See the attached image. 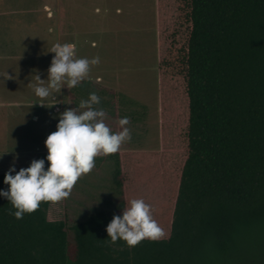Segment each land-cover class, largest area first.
I'll list each match as a JSON object with an SVG mask.
<instances>
[{
  "label": "trees",
  "instance_id": "trees-1",
  "mask_svg": "<svg viewBox=\"0 0 264 264\" xmlns=\"http://www.w3.org/2000/svg\"><path fill=\"white\" fill-rule=\"evenodd\" d=\"M157 50L161 148L108 155L126 198L69 224L0 197V264H264V0H157ZM132 198L163 235L129 247L105 226Z\"/></svg>",
  "mask_w": 264,
  "mask_h": 264
},
{
  "label": "rangeland",
  "instance_id": "rangeland-1",
  "mask_svg": "<svg viewBox=\"0 0 264 264\" xmlns=\"http://www.w3.org/2000/svg\"><path fill=\"white\" fill-rule=\"evenodd\" d=\"M57 13L53 43L71 42L78 57L100 58L79 85L62 87L58 113L80 111V100L94 91L101 98L94 107L104 108L111 131H121L119 120L128 117L131 139L119 149H160L157 0H0V172L13 162L16 170L26 167L47 151L44 140L59 119L54 105L35 103L39 98L31 88L35 73L47 76L51 56L45 57L43 71L36 56L51 49ZM108 155L94 158L93 169L77 180L68 197L51 201L49 219L67 218L71 224L97 209H115L126 198L112 184Z\"/></svg>",
  "mask_w": 264,
  "mask_h": 264
},
{
  "label": "clouds",
  "instance_id": "clouds-1",
  "mask_svg": "<svg viewBox=\"0 0 264 264\" xmlns=\"http://www.w3.org/2000/svg\"><path fill=\"white\" fill-rule=\"evenodd\" d=\"M48 51L54 55L46 78L35 73L36 82L31 84L39 98L35 103L46 107L57 103L56 96L62 87L72 88L85 79L90 65L98 64L100 59L98 56L78 57L76 46L71 42L54 43ZM7 77L9 73L6 71ZM49 97L56 102L45 103ZM100 100L93 91L87 99L80 100V111L66 108L58 113L55 130L44 140L45 157L32 159L28 166L19 170L14 162L9 165L3 178L8 187L0 188V197L11 203L10 215L20 219L25 213L35 211L41 201H59L68 197L77 180L93 169L96 156L115 153L122 142L131 139L130 130L125 126L128 117L119 120L121 131H111L104 123V108L94 107L100 104ZM105 227L112 242L122 239L129 247L142 239L155 240L163 235L162 228L152 217L151 206L142 198L130 199L122 213L114 214Z\"/></svg>",
  "mask_w": 264,
  "mask_h": 264
},
{
  "label": "crops",
  "instance_id": "crops-1",
  "mask_svg": "<svg viewBox=\"0 0 264 264\" xmlns=\"http://www.w3.org/2000/svg\"><path fill=\"white\" fill-rule=\"evenodd\" d=\"M71 2V1H70ZM73 2H74V0H73ZM71 4V3H70ZM58 7H59V5L58 4H56ZM70 6V5H69ZM54 14V13H53ZM57 15V20H54L53 19V17H50V19H53V22H51V28H50V35H51V47H52V45L55 43H53V39H58V26H57V23H58V13L56 14ZM45 18V17H44ZM43 17H41V19H40V21H43V19H44ZM37 27V26H36ZM38 31H40V36H41V42H40V45L42 44V42H43V37H44V34H42V32L44 33V31L42 30V27L39 25V29H38ZM46 33V32H45ZM56 43H57V41H56ZM45 43H43V45H44ZM39 55L38 56H36L37 57V59H38V62L40 63V66H41V70L43 71V69H44V67H46V64H43V63H46V60H45V57H48V55H50L51 57L54 55V53H52V52H50L49 51V53L48 52H41V53H38ZM42 62V63H41ZM46 69V68H45ZM79 85V84H78ZM56 99H57V103H58V94H57V96H56ZM56 102V100H51V103H55ZM0 103L2 104L3 103V101H0ZM45 103H48L47 101H45ZM57 103H55V104H53L54 105V109H55V113H58V108H59V106H58V104ZM43 106V105H42ZM45 107V106H44Z\"/></svg>",
  "mask_w": 264,
  "mask_h": 264
}]
</instances>
